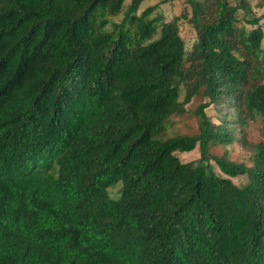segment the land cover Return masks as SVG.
<instances>
[{"label": "trees", "instance_id": "16d2710c", "mask_svg": "<svg viewBox=\"0 0 264 264\" xmlns=\"http://www.w3.org/2000/svg\"><path fill=\"white\" fill-rule=\"evenodd\" d=\"M144 1L0 0V264H264L258 18L188 0L185 50ZM193 99L195 130L165 134ZM235 140L250 166L210 154Z\"/></svg>", "mask_w": 264, "mask_h": 264}, {"label": "rangeland", "instance_id": "374dc122", "mask_svg": "<svg viewBox=\"0 0 264 264\" xmlns=\"http://www.w3.org/2000/svg\"><path fill=\"white\" fill-rule=\"evenodd\" d=\"M127 0H125V3ZM227 2L231 5L236 4L237 0H227ZM249 11L247 12V16L252 18H258V24L260 25L263 31V37L261 40V46L264 48V6L262 5V0H248ZM157 4L156 12L159 14L163 21H170L174 17L177 18V24L179 29V34L183 39L184 48L188 50L192 42L195 40V32L191 26L190 15H191V6L189 5L188 0H146L141 3L139 6V11H141L144 7ZM206 11V12H205ZM204 15L209 18V15L212 16L214 11V5L212 4V0H208L205 4ZM238 16H242V11L239 9ZM119 16L114 19H118ZM249 25H246L248 27ZM199 102L198 99H193L189 105H187V114H183L181 116H172L168 118L165 122V130L164 133L167 135H172L176 133H191L196 128V123L194 117L190 114V110ZM206 115H208L213 122H218V115H215V111L213 107H208L205 110ZM227 127L230 124L226 125ZM259 121L252 120L248 122V125L245 127L244 136L246 142L250 144L262 142V139L259 134ZM239 138L241 139V133H237ZM240 140H235L228 145H216L209 149L210 154L213 155H223L226 159L231 160L233 162H242L246 166L251 165L252 158V149L248 146L241 145L239 143ZM175 155L182 162L196 159L198 157V148L195 146L189 152H175ZM213 170L216 173H220L217 166L211 160ZM232 181L236 184L244 183L246 181L245 175H239L231 178ZM120 188V182H117L115 185L109 187L107 189V193L111 198H116L118 196V191Z\"/></svg>", "mask_w": 264, "mask_h": 264}]
</instances>
